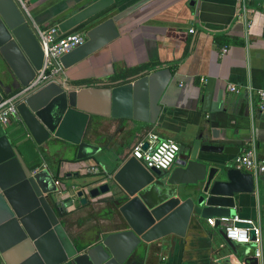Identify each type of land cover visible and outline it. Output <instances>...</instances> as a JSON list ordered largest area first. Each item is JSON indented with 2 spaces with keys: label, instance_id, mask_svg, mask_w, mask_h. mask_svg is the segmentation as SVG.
<instances>
[{
  "label": "crops",
  "instance_id": "obj_1",
  "mask_svg": "<svg viewBox=\"0 0 264 264\" xmlns=\"http://www.w3.org/2000/svg\"><path fill=\"white\" fill-rule=\"evenodd\" d=\"M96 1L24 0V5L30 22L46 28L57 26L63 12ZM139 1L106 3L111 2L108 10L116 13ZM190 1L151 0L140 6L116 23L117 38L60 76L66 82L97 86L124 82L146 69H169L171 78L152 124L146 122L149 113L143 106L137 104L133 111L132 105L126 109L121 104L113 109V117L96 118L94 127L86 129L83 141L100 149L93 156L75 159V147L63 141L48 151L34 147L30 153L18 148L27 168L37 164L60 182V190L67 188L49 205L62 241L77 252L124 228L109 193L91 198L82 182L89 187L101 184L135 144H145L148 133L184 147L199 138L204 144L235 148L237 154L252 146L264 162V116L255 94L264 90L263 0H192L191 5ZM241 4L247 10L246 19L239 15ZM244 20H249L248 28ZM224 47L227 50L221 55ZM227 86H234L236 92H228ZM9 121L12 127L14 119ZM237 154L206 156L232 162ZM90 168L95 172H89ZM253 180L252 192L236 195L234 206L235 216L260 229V258L254 256L250 242H226L222 224L191 218L183 237L169 235L140 244L125 264H264V171ZM78 190L83 204L75 196Z\"/></svg>",
  "mask_w": 264,
  "mask_h": 264
},
{
  "label": "water",
  "instance_id": "obj_2",
  "mask_svg": "<svg viewBox=\"0 0 264 264\" xmlns=\"http://www.w3.org/2000/svg\"><path fill=\"white\" fill-rule=\"evenodd\" d=\"M149 1L141 0L116 13L108 10L111 2L107 4V0L80 4L63 12L58 34L83 31L85 42L59 58L62 72L78 66L117 38L116 23ZM41 62L30 20L13 0H0V101L26 86ZM170 78L167 68L146 69L112 85H77L60 78L22 97L16 105L13 126L0 125L2 264H125L140 244L169 235L183 237L191 218L218 226L219 219L235 216V196L252 192L253 175L236 170L229 160L206 156H234L237 149L204 144L198 138L189 146H178L166 172L145 169L128 156L98 186L82 182L91 198L109 193L124 228L77 252L62 241L49 205L59 195L56 184L62 185L45 168H27L21 160L18 148L30 153L35 152L34 147L48 151L57 141L75 147V159L93 156L100 149L83 141L86 129L94 127L96 118L113 117V109L121 104L126 109L132 105L133 111L135 105L143 106L149 113L146 122L152 124ZM81 195V190L75 193L83 204ZM236 225L249 228L246 224ZM248 238L253 239L251 231Z\"/></svg>",
  "mask_w": 264,
  "mask_h": 264
},
{
  "label": "built area",
  "instance_id": "obj_3",
  "mask_svg": "<svg viewBox=\"0 0 264 264\" xmlns=\"http://www.w3.org/2000/svg\"><path fill=\"white\" fill-rule=\"evenodd\" d=\"M13 2L29 19L24 0H13ZM246 12L247 10L244 4H241L239 15L245 17L244 15ZM244 19H246V17ZM244 25L248 28L249 20H244ZM32 29L42 55L41 67L35 72L34 78L29 81L26 86L21 87L18 91L0 101V125L2 127L9 124L10 118L14 120L17 119L16 105L23 101V96H28L40 88L54 83V79L61 78L58 77V75L62 73L61 66L58 62L59 58L85 42L83 31L58 34V29L55 25L39 28L33 24ZM188 33L192 34L193 29L190 28ZM226 50L225 47L222 48L220 54H224ZM227 91L234 93L236 89L234 86H227ZM255 94L257 97L258 111L264 116V90H257ZM17 100L18 102L16 103ZM144 143L146 144L145 149H142L143 143L139 142L131 148L129 156L138 161L145 169H154L159 172L168 171L176 158L178 145L172 140L160 139L155 133H148ZM232 166L236 170L249 173L253 176L264 171V162L257 158L252 146L241 150V152L233 158ZM89 172H95V169L90 168ZM56 186L60 194L61 190L59 189V185L56 184ZM219 222L223 227L222 235L224 240L231 243L250 242L254 247V256L256 258L261 257V232L250 220H244L237 216H233L231 218H221ZM236 224H246L249 228L240 227ZM249 231L253 233L252 240L248 238Z\"/></svg>",
  "mask_w": 264,
  "mask_h": 264
},
{
  "label": "trees",
  "instance_id": "obj_4",
  "mask_svg": "<svg viewBox=\"0 0 264 264\" xmlns=\"http://www.w3.org/2000/svg\"><path fill=\"white\" fill-rule=\"evenodd\" d=\"M144 71V70H143ZM74 84H77V85H85L83 81H73ZM37 164H35V166L33 167H36Z\"/></svg>",
  "mask_w": 264,
  "mask_h": 264
},
{
  "label": "rangeland",
  "instance_id": "obj_5",
  "mask_svg": "<svg viewBox=\"0 0 264 264\" xmlns=\"http://www.w3.org/2000/svg\"><path fill=\"white\" fill-rule=\"evenodd\" d=\"M13 125V124H12Z\"/></svg>",
  "mask_w": 264,
  "mask_h": 264
}]
</instances>
